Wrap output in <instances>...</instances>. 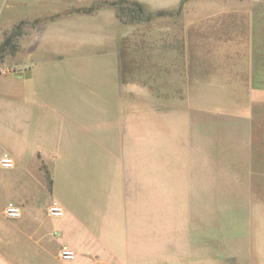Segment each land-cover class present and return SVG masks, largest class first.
I'll use <instances>...</instances> for the list:
<instances>
[{
  "label": "crops",
  "instance_id": "crops-1",
  "mask_svg": "<svg viewBox=\"0 0 264 264\" xmlns=\"http://www.w3.org/2000/svg\"><path fill=\"white\" fill-rule=\"evenodd\" d=\"M56 1L0 0L3 52L12 38L4 39L5 33L25 28L17 36L18 71L0 74L11 86L0 90V155L7 152L14 161L11 168L0 167V264H264V14L254 11L259 0H140L153 14L174 11L181 22L186 90L195 86L186 105L197 118L178 126L194 128L190 136L171 131L177 125L170 119L157 125L154 110L141 109L139 76L126 75L124 67V24L103 9L59 15L61 9L52 10ZM108 21L115 31L110 37ZM106 44L119 51L117 107L101 111L117 114L109 122L113 128L103 131L102 123L97 134L91 105L71 103L75 91L44 100L34 82L43 49L52 61L76 63L86 47L95 55ZM155 73L151 88L162 89L164 82L170 92L171 74ZM237 95L243 102L231 99ZM141 112H147L146 127ZM207 114L211 121L204 120ZM164 126L171 135L163 138L158 132ZM141 142L148 144L146 155L134 152ZM163 147L175 150V157L158 152ZM192 152L198 161L221 166L167 162L187 161ZM53 200L63 215L49 214ZM9 202L20 207L19 217L5 215ZM62 245L74 251L72 261L60 259Z\"/></svg>",
  "mask_w": 264,
  "mask_h": 264
},
{
  "label": "rangeland",
  "instance_id": "rangeland-1",
  "mask_svg": "<svg viewBox=\"0 0 264 264\" xmlns=\"http://www.w3.org/2000/svg\"><path fill=\"white\" fill-rule=\"evenodd\" d=\"M107 2L112 3L115 2V5L104 4L100 5L92 10L88 11L89 8L93 5L98 4L99 2ZM132 1H136L142 5L144 11L139 14L136 12L137 8L132 5ZM144 2H148L145 0ZM45 5V4H44ZM255 10L256 13L264 14V0H259L256 4ZM21 8H19L20 10ZM24 9V7H22ZM61 9L60 14L70 15L76 14L75 17H79L85 12H90V14H95L97 10L103 9L107 12V14L112 18L115 16V19L118 21L117 23L124 24V32L123 35L126 37L125 41L127 44H124L123 54L124 59V67L125 71H127L126 75L133 76L135 79L139 76L140 83V95L139 101L141 105V109H150L155 112V121L157 125L163 124L164 120L170 119L173 121L174 125L171 129L165 128L158 132V136L168 137L171 135V131L173 132H185L186 135L190 136L192 133L194 134V128H184L179 129V121H194L197 118L196 111L194 109H189L186 105V93L190 90L191 95H193L195 86H191L186 90V81H185V64L183 59V41L185 38V33L180 30L181 22L176 15H174V11H168V14L163 12L154 13L149 20L143 19L150 11L147 6L145 7L144 3H141L140 0H57L53 11ZM47 10L44 7V11ZM171 14V15H169ZM134 17V19H133ZM109 19V18H108ZM110 20V19H109ZM112 21H108V23H104V27L108 29V36H112L113 32H110L109 29L112 26ZM84 24L82 23V26ZM116 29H120L119 26L114 25ZM170 28V30L168 29ZM13 29V30H12ZM11 31L5 33L4 39L6 37H12L9 41V46L3 52V48L0 46V74L2 75H11L18 71L19 63H20V55H19V34L24 32L25 28L16 29L13 27ZM106 44L103 50L97 51L98 54L92 55L90 54L91 49L86 47V52L84 55L86 58L84 60H80L76 63L70 62H55L51 60V56L47 54V51L44 50V55L41 56L42 61L41 64L38 65V69L35 76L34 87L38 89L41 97L44 100L55 101L59 99V92L62 90H70L75 91V95L73 92L71 95V103L76 105H86L90 104L92 111V122H95L97 126L91 127L92 132L97 134L99 133L98 127L100 129V124L103 123V131L108 128L112 129L110 125L111 118L117 114L114 113H106L101 111L104 108L115 109L117 107V96L115 95V84L116 80L113 79V76L116 74L115 70L117 69V62L115 59L118 57L119 51L115 50V45ZM119 47V46H117ZM122 50V49H121ZM260 50L256 49L255 58L256 64L255 68L257 73L259 72L260 64ZM121 55V53H120ZM121 66V64H120ZM9 71V72H6ZM155 73L156 75H163V72L167 74H171L172 83H171V91L163 90L165 87V83L162 82L160 88H151L152 84V75L151 73ZM157 77V76H156ZM0 77V90L7 89L10 85H6ZM167 84V81H166ZM257 87H259L257 85ZM91 89V93L90 92ZM85 91V93H84ZM165 91V93L163 92ZM258 98V97H257ZM52 99V100H51ZM234 102L238 99L243 102V97L237 95L236 97L231 98ZM241 107V106H239ZM256 110V114H258L259 105L254 106ZM264 113V112H263ZM108 115V116H107ZM107 116V117H105ZM204 120L211 121L212 115L207 114L204 115ZM147 124V112H141V127ZM99 125V126H98ZM151 134H153V129L151 128ZM141 135L147 136L146 128H141ZM142 140V138H141ZM255 145V144H254ZM253 145V147H254ZM96 147V145H91ZM114 145H107L108 148L112 149ZM190 146V145H189ZM188 146V147H189ZM194 146V145H193ZM105 148V145H103ZM107 148V149H108ZM138 145H135L134 152L146 153L148 152V144L141 142L139 145V150H137ZM168 148L163 147L162 151H158L160 153H167L168 155L175 154V150L167 151ZM104 151V150H103ZM109 151V149L107 150ZM113 152V150H111ZM252 154L253 158V166L259 168L260 166V154H259V145H256V150H254ZM175 157V156H171ZM164 160L161 161L163 163ZM169 163H180L182 166L188 164V167L195 168L197 166H202L204 168H211L213 166H219L218 161H212V159H204L203 161H198L195 159V153H188V160H168ZM226 162L227 161H220ZM215 163L216 165H214ZM221 166V165H220ZM260 170V169H258ZM257 171V170H255ZM258 172V171H257ZM225 177L220 176L219 181L224 179ZM258 187L259 176L255 178ZM260 185V184H259ZM225 203H231L233 201L222 200Z\"/></svg>",
  "mask_w": 264,
  "mask_h": 264
},
{
  "label": "built area",
  "instance_id": "built-area-1",
  "mask_svg": "<svg viewBox=\"0 0 264 264\" xmlns=\"http://www.w3.org/2000/svg\"><path fill=\"white\" fill-rule=\"evenodd\" d=\"M13 165H14V161L12 157L9 155V153L3 152L0 155V167L11 168L13 167ZM48 212L51 216L59 217L63 215V208L58 201L53 200L49 205ZM4 213L9 218H16L19 217L21 211H20V207L17 204L13 202H9L5 206ZM59 257L64 261H72L75 258V253L67 245H62L59 250Z\"/></svg>",
  "mask_w": 264,
  "mask_h": 264
},
{
  "label": "trees",
  "instance_id": "trees-1",
  "mask_svg": "<svg viewBox=\"0 0 264 264\" xmlns=\"http://www.w3.org/2000/svg\"><path fill=\"white\" fill-rule=\"evenodd\" d=\"M104 4L115 5V2H112V3H107V2H105V1H104V2H99L98 4L91 6V7L89 8L88 11H90V10H92L93 8H96V7L100 6V5H104ZM132 5L135 6V7L137 8V10H136L137 13L141 14V13L144 11L142 5L139 4L138 2H136V1H132ZM159 12H163V11H159ZM152 15H153V13L150 12V13H148L143 19H147V20H149V19L151 18ZM133 19H134V17H133ZM6 42H7V41H6Z\"/></svg>",
  "mask_w": 264,
  "mask_h": 264
}]
</instances>
